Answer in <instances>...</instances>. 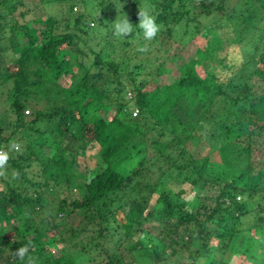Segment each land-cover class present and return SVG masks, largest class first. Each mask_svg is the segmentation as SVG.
<instances>
[{
  "label": "trees",
  "instance_id": "trees-1",
  "mask_svg": "<svg viewBox=\"0 0 264 264\" xmlns=\"http://www.w3.org/2000/svg\"><path fill=\"white\" fill-rule=\"evenodd\" d=\"M25 1L0 0V25ZM69 1L70 14L76 5L88 10V1ZM95 1L100 10L92 20L107 29L104 35L113 37L111 26L104 22L113 14L112 2ZM225 1L129 0L130 8L138 3L149 6L156 23L168 27L163 41L173 40V50L180 42L172 37V29L176 33L183 29L181 42L197 45L200 56L182 65L175 78L159 64L153 80L137 84L140 64L127 69L136 52L121 57L126 62L122 69L103 58L101 51L89 49L92 58L84 63L77 34L90 30L86 23L80 26L85 11L74 13L72 31L64 28L56 33L49 16L14 21L4 36L0 30V85H10L8 105L0 116V148L9 150L16 141L22 149L9 151L6 175L0 176V264H27L12 255L25 244H30L29 255L36 264H80L79 258L90 264H162L178 250H187L182 260L186 264H197L199 257L202 264H228L216 260L212 251L233 248L241 219L249 211L256 213V223L244 231L239 243L264 245V15L260 10L264 0H230L229 8ZM28 12L18 15L23 20ZM205 17L202 26L199 20ZM181 20L192 23L193 30L187 32L185 24L180 27ZM10 36L17 40L15 53ZM122 40L115 39L111 46H128ZM202 63L206 67L197 73L196 66ZM120 74L128 77L126 84ZM106 83L113 84L108 87L111 92L103 87ZM150 85L152 90H147ZM126 90L132 94L128 102L135 107L134 118L123 115ZM48 93L59 96L60 104L40 106ZM71 102L79 104L71 106ZM195 125L209 136L204 141L194 138L191 153L187 143ZM167 134L171 139L162 140ZM201 143L206 147L203 151ZM92 144L103 167L86 179L77 166ZM178 144L189 154L176 163L174 157L183 150ZM172 175L186 187L165 186ZM211 188L216 193L201 195ZM71 190L77 198L69 196ZM190 191L203 201L196 210L184 200ZM152 194L156 196L150 202ZM57 215L62 219L56 221ZM147 219L161 229L146 233L154 232L162 244L142 248L135 236L143 232L141 224ZM86 228H93L99 238L109 234L124 254L103 251L102 255L100 250L98 261L81 247L68 250L66 239L78 237ZM194 240L200 242V250L187 249ZM258 264L264 261L259 259Z\"/></svg>",
  "mask_w": 264,
  "mask_h": 264
},
{
  "label": "rangeland",
  "instance_id": "rangeland-1",
  "mask_svg": "<svg viewBox=\"0 0 264 264\" xmlns=\"http://www.w3.org/2000/svg\"><path fill=\"white\" fill-rule=\"evenodd\" d=\"M85 1H88V2H85V6H87L86 8L88 10L83 9L84 7L82 8L81 6L76 5L70 8L71 13H72L70 14L68 8L70 7V5H72V2L69 0H27L25 1L24 7L18 8L19 10L18 9L15 10L12 16L7 15L5 17L6 19L4 20V23H1L0 25V30L3 31L4 33L3 36H4L6 34V31L9 25L13 24L14 21H18V23H21L22 21H31L35 17L42 18V17L49 16L54 21L52 29H54L56 33H59L61 30H64V28L68 29L69 31H72L71 26L73 25L72 20L74 17V13L76 11L77 12L85 11L86 17L85 19L84 18L82 19V23L80 26L82 25L84 26L86 23L87 27L90 28V30L87 31L85 35L77 34V36L80 39V42L77 43L78 48H80V50L83 51V53H85V56L83 57L85 59L84 63L88 65V63L90 62L92 58V55L89 53V50H92L95 53L101 51V56L103 58H106V60L112 61L114 64H116L117 67H119V69H122L124 67V63L126 62L123 61L121 57L126 56V54L128 53L133 54V52H136L138 54L137 55L133 54L135 56L134 60H130L127 63L128 70H129V67H132L133 65H136V64H140V70L138 73L136 72L137 75L134 78L136 84L139 80H145L147 82H150L151 80H153L154 68L158 66L159 64H162L163 68L167 69L169 73L168 76H170V78L171 77L175 78L178 74V70L180 69L182 65L186 63H190L193 60H199L200 56L198 55L197 50H196L197 45H195L192 42H184V41L181 42L182 40L180 36L182 33L181 30L183 29L181 30L177 29L178 30L177 33H176V28L172 29V37L173 36L176 37L177 42H180L179 43L180 45L175 50L172 49V47L175 46L174 45L175 42L173 40L167 43L163 41L166 29L168 27L160 26V31L157 33V36L152 41H145L142 37L141 32H137L138 33L137 34L135 30L136 29L139 30V28L136 27L139 22L138 21V10L143 8L142 4L138 3L136 7L130 8L129 0H111L112 2L111 5L114 11H113V14L110 15V18L108 19L105 18L104 22L106 23V25L111 24L112 22H114L116 18H121L123 14H125L134 27L133 28L134 32L132 33L130 38H127V37L117 38L115 36L109 37L106 34L104 35L105 30L107 29L100 28L92 20L93 18H98L100 9L97 6V1L95 0L93 1L90 0L91 2H89V0H85ZM232 2L233 1H230V0H227V2L225 1L224 2L225 7L226 8L231 7ZM121 5L122 6L127 5V7L123 8ZM24 8L29 10V12L25 15L24 19L22 20L19 17L18 13L25 10ZM260 10L262 11L261 13L264 15V7H260ZM207 20L208 18L205 17L203 19H200L199 21H200V24L203 26V25H206ZM184 24H185L184 20H181L179 22L180 27H182ZM185 25H186L185 28L187 29V32L193 30L192 23L189 22V23H186ZM9 38H10L9 41L13 43L11 52L15 53L17 51V47L14 46V44L17 43V40L14 38V36H10ZM115 39H123L122 41L126 40L129 44L128 46L123 47V49H119V47L116 48L115 45L114 47H112L111 44L115 42ZM131 45L133 46L131 47ZM162 45L166 48V50L162 48ZM142 46L147 48L146 52L142 53L138 51V48ZM171 57H172V60H171ZM205 67H206V64L204 63L201 64V67L196 66L197 73L201 71V68L205 69ZM120 76H121L120 79L122 83L126 84V80L128 77L125 74H120ZM161 82H164V80H162ZM60 83L61 85H64V86L68 84L62 81H60ZM112 86L113 84L111 85V83H108V84L106 83L105 85H103V87L107 91H110L109 88H112ZM151 86L152 85L148 86L147 90H152V88L150 89ZM9 89H10L9 84L0 85V116L3 115V112L8 105L6 102V95ZM127 91L128 90H126L124 93V99L126 101V108H125L126 112H124L123 115L129 118H134L137 115L135 113V107L132 106L128 102V101L131 102L130 97L132 94L131 92H127ZM48 94L49 96H47L46 99H41V102H39L40 106H43L46 104L52 105L53 102L60 104L61 100H59L60 99L59 96H54V95H51L50 93ZM112 100L114 101V99ZM116 101H117V98H116ZM77 104L79 103L71 102L70 105L76 106ZM197 125L194 126V129L190 133L193 136V138H191L190 141L187 143L190 147L188 148V150L191 153H194V150H193V139L194 138H198L199 140L204 141V140H207L209 136L208 131H206V129L204 130L200 127H197ZM146 137L149 138L151 136H149V134H146ZM148 138H146V140ZM161 139L169 140L171 139V136L170 134H167L164 138H161ZM204 145H205L204 143H201V145L199 146L200 151H203L204 149H206ZM179 149H183V150H182L181 156H178V158L174 157V160L176 163L177 161L181 162V161H184V159H187L188 154H189L188 151L181 146V144H178V150ZM148 152H149V148H146L145 155H148ZM132 162L135 163L136 158L133 159ZM126 166L128 167V164ZM102 167L103 165L97 158L96 146L92 144L91 146H89V148H85L82 157L78 161V166H77L78 173L83 175L86 179H88L94 176L97 172H99ZM154 175L157 176V179L159 178L158 172H155ZM172 176H173L172 178L164 182L165 186L168 187L170 185H173V186H176L177 189L179 187L181 188L186 187V185L184 183H181L174 175ZM203 193L204 194H201V195L211 196L214 193H216V188L214 189L211 188L210 190H204ZM201 195H196L193 191H190V193L184 198V200L187 203V207L189 209H191V207H194L196 210L198 207L202 206L203 201L201 200ZM69 196H71V198L73 197L77 198L78 195L75 190H71V192L69 193ZM155 196H156L155 194H152L150 202H152L155 199ZM249 208L252 210L254 209L251 207ZM62 217L63 215H59V216L57 215L55 220L57 221L58 219H62ZM256 218H257L256 213H254V211H249L248 214L244 218L241 219V226H240L241 229L239 230L238 241L236 242V244L233 245V248L229 251L224 250L223 248H217L213 250L212 254L216 258V260L218 259L224 260L228 264H258L259 259H262L264 261V245H256V247H251V245H241V243H239V240L246 236L244 231L254 226V224L256 223ZM28 223L32 224L33 222L30 220V222ZM141 226L143 227L144 230L142 233L136 234L135 239L141 243L142 248H145L148 244L150 245L157 244L158 240H156L153 237V235H154V232H158L159 229H161V227H159V224L157 222L155 223L151 219H147L146 221L142 222ZM189 227L191 228L192 226H189ZM146 229H148V231L154 230V232L146 233ZM179 231H182V229H180ZM192 234L193 232L190 233V235ZM185 235L188 236V234L186 233ZM180 237L182 240L185 239L184 235ZM177 241H179V239H177ZM158 243L162 244V242H158ZM65 246L68 250L71 249V247H75V248L81 247L83 251L87 252L88 256L94 255L98 261H100V259L102 258L100 256H97V253L100 250H102V252L100 253L102 255L104 254V252H105V255L106 254L110 255L112 252H115L118 254L123 253V250L121 249L120 245L118 246L113 241V239L110 238L109 234L106 233L104 234V238H99L96 236L95 230L93 228H86L84 232H82V234H80L78 237L74 236L72 238H67ZM189 246L191 248H197L198 250H200L201 248L200 242L198 240L192 241L191 244L188 245L187 249L189 248ZM245 247L248 248V250L245 249ZM175 248L178 250L179 247L176 246ZM94 249H96L95 252H93ZM186 251L187 250L185 251L178 250L175 256L173 255L174 257L171 256L172 258L167 259L162 264H186V261L182 262V260L185 259L186 257V253H187ZM143 252L144 254H146L145 251H142V253ZM81 257H86V255L81 256ZM93 261L97 262L95 260ZM79 262L80 264H90L84 260H81L80 258H79ZM202 262H203V258L199 257L197 259V264H202ZM143 264H148V263L143 262Z\"/></svg>",
  "mask_w": 264,
  "mask_h": 264
},
{
  "label": "clouds",
  "instance_id": "clouds-1",
  "mask_svg": "<svg viewBox=\"0 0 264 264\" xmlns=\"http://www.w3.org/2000/svg\"><path fill=\"white\" fill-rule=\"evenodd\" d=\"M138 21L136 27H138L142 33L143 39L145 41H152L160 31V25L156 23V17L151 14L149 6L146 5L138 10ZM109 25L111 26L112 34L117 38H125L133 33L134 27L125 14H123L121 18H116L114 22ZM138 51L143 53L147 51V48L142 46L138 48ZM10 150L20 152L22 150L21 145L18 142L13 141L9 146V150L0 148V176L6 175L5 170L8 167V162L10 160ZM29 248L30 244H25L12 252L14 259L21 261L26 259L27 264H36V259L29 255Z\"/></svg>",
  "mask_w": 264,
  "mask_h": 264
},
{
  "label": "built area",
  "instance_id": "built-area-1",
  "mask_svg": "<svg viewBox=\"0 0 264 264\" xmlns=\"http://www.w3.org/2000/svg\"><path fill=\"white\" fill-rule=\"evenodd\" d=\"M23 113L26 114L27 113V110L23 111Z\"/></svg>",
  "mask_w": 264,
  "mask_h": 264
}]
</instances>
